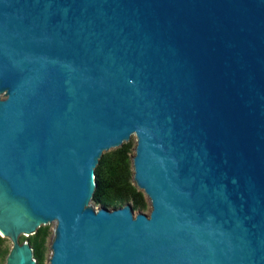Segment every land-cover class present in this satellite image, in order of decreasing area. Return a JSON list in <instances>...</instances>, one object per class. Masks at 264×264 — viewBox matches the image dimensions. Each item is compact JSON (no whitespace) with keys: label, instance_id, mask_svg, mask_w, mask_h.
Instances as JSON below:
<instances>
[{"label":"water","instance_id":"water-1","mask_svg":"<svg viewBox=\"0 0 264 264\" xmlns=\"http://www.w3.org/2000/svg\"><path fill=\"white\" fill-rule=\"evenodd\" d=\"M135 135L149 213L96 206ZM264 264V0H0L4 264Z\"/></svg>","mask_w":264,"mask_h":264},{"label":"trees","instance_id":"trees-1","mask_svg":"<svg viewBox=\"0 0 264 264\" xmlns=\"http://www.w3.org/2000/svg\"><path fill=\"white\" fill-rule=\"evenodd\" d=\"M134 143L129 140L121 146L103 152L95 169L96 186L91 198L94 205L117 208L130 203L134 211H143L148 202L141 190L133 183L132 162ZM52 235L49 225H41L34 234L21 235L19 240H27L37 264H44L48 251V240ZM9 245L7 238L0 235V264L5 261Z\"/></svg>","mask_w":264,"mask_h":264},{"label":"rangeland","instance_id":"rangeland-1","mask_svg":"<svg viewBox=\"0 0 264 264\" xmlns=\"http://www.w3.org/2000/svg\"><path fill=\"white\" fill-rule=\"evenodd\" d=\"M129 140H131L134 144H135V136H131L130 137V139ZM96 206H98L99 207V205H96ZM149 210H150V206H149V204H148V206H147V208L145 209V210H143L142 212H144V213H149ZM138 211H134V214L135 213H137ZM47 225H49L50 226V229H51V231H53V227H54V223L53 222H51L50 224H47ZM52 236V235H51ZM50 239H51V237H50ZM50 239L48 240V245H49V243H50ZM7 244L9 245V247H10V241L7 239ZM49 254H50V250L48 249V251H47V253H46V256H45V260H44V264H48L49 262H48V257H49ZM5 262V261H4ZM4 262L2 263V264H4Z\"/></svg>","mask_w":264,"mask_h":264},{"label":"bare ground","instance_id":"bare-ground-1","mask_svg":"<svg viewBox=\"0 0 264 264\" xmlns=\"http://www.w3.org/2000/svg\"><path fill=\"white\" fill-rule=\"evenodd\" d=\"M131 136H135L134 134H132Z\"/></svg>","mask_w":264,"mask_h":264}]
</instances>
